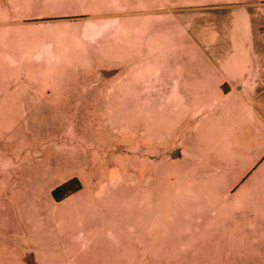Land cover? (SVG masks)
I'll use <instances>...</instances> for the list:
<instances>
[{
  "label": "crops",
  "instance_id": "0c3cea01",
  "mask_svg": "<svg viewBox=\"0 0 264 264\" xmlns=\"http://www.w3.org/2000/svg\"><path fill=\"white\" fill-rule=\"evenodd\" d=\"M204 1L99 0L80 15L64 12L62 3L51 5L63 7L56 11L48 1L24 7L19 22L31 23L25 34L46 39L40 52L50 63L82 62L95 69L90 86L97 92L109 86L114 138L140 151L137 166L158 154L179 174L172 186L162 177L152 188L137 172L122 177L121 169L109 166L105 173L116 188L125 185L120 194L130 204L126 212L113 209V255L54 250L32 253L24 264H264L262 55L242 45L240 20L224 11L238 2ZM240 5L259 7L257 18L264 23V0ZM183 10L189 14H178ZM4 37L0 30V119L18 118L11 96L21 84L8 79L6 70L20 69L16 60L31 54L7 64ZM140 55L157 57V69L132 63ZM85 115L79 109L60 113L66 122ZM69 124L67 133L76 135L75 121ZM17 130L15 124L0 130L13 135L1 144L0 177L16 176ZM68 144L58 146L72 149ZM150 148L157 151L151 157L144 152Z\"/></svg>",
  "mask_w": 264,
  "mask_h": 264
},
{
  "label": "rangeland",
  "instance_id": "374dc122",
  "mask_svg": "<svg viewBox=\"0 0 264 264\" xmlns=\"http://www.w3.org/2000/svg\"><path fill=\"white\" fill-rule=\"evenodd\" d=\"M38 1L0 0V20L5 21L0 30L6 33L3 46L7 64L13 61L12 57L31 54L16 60L20 69L6 70L8 79L19 80L21 84L11 96L16 101L14 110L21 115L0 119V130L8 131L13 124L18 128L15 136L20 142L17 150L20 164L15 177H0V264H24L23 260L32 253L41 256L54 250L58 254L113 255L110 242L113 209L126 212L130 204L128 196L120 194L125 185L116 188L106 169L113 165L122 170V177L135 171L152 188H156L162 177L171 186L179 177L174 164H165L160 158L162 155L155 154L156 158L148 165L137 166L140 151L121 146L114 138L113 94L109 86L102 85L100 92L97 86H90L97 77L95 69L82 62L68 66L50 63L48 55L43 50L40 52L46 39L25 34L30 31L31 23L19 22L25 16L24 7L33 3L43 5L48 1L52 11L63 7L51 5L62 3L64 12L80 15L99 0ZM242 1L206 0L203 3L238 2L224 11L231 19L240 20L239 30L244 32L242 45L252 52H260L259 61L264 64V23L257 18L260 8L240 5ZM178 14H189V11ZM230 31L236 32V28L231 26ZM132 63L155 69L160 64L157 57L150 55H140ZM73 109L86 112V117L67 122L61 118L62 111ZM69 121H75L76 135L73 131L67 133L68 126L74 125ZM9 136L13 135L0 133V161L1 144L7 143ZM62 142L67 146L71 142L72 149L58 146ZM144 152L151 157L150 153L157 151L150 148ZM94 173L101 176L93 177ZM73 178L81 187L57 200L53 191ZM97 191L101 193L96 194ZM148 204L145 209L150 211L154 201ZM135 206L130 207L134 212Z\"/></svg>",
  "mask_w": 264,
  "mask_h": 264
},
{
  "label": "trees",
  "instance_id": "16d2710c",
  "mask_svg": "<svg viewBox=\"0 0 264 264\" xmlns=\"http://www.w3.org/2000/svg\"><path fill=\"white\" fill-rule=\"evenodd\" d=\"M80 187H81L80 182L76 178H73L68 182L64 183L63 185L57 187L53 191V195L57 200H61L68 194L74 192L75 190H78Z\"/></svg>",
  "mask_w": 264,
  "mask_h": 264
}]
</instances>
